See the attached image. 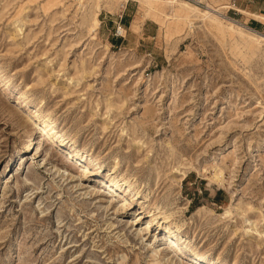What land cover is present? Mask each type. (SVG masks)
Returning <instances> with one entry per match:
<instances>
[{"label":"rangeland","instance_id":"rangeland-1","mask_svg":"<svg viewBox=\"0 0 264 264\" xmlns=\"http://www.w3.org/2000/svg\"><path fill=\"white\" fill-rule=\"evenodd\" d=\"M160 1L0 0V264H264V31Z\"/></svg>","mask_w":264,"mask_h":264},{"label":"bare ground","instance_id":"bare-ground-1","mask_svg":"<svg viewBox=\"0 0 264 264\" xmlns=\"http://www.w3.org/2000/svg\"><path fill=\"white\" fill-rule=\"evenodd\" d=\"M138 1H140L141 3H144V4L148 5V6L151 3H159V2H162L160 0H138ZM163 4L169 5L171 8H179V10L180 9H186L188 11H191L192 13L200 14V15H203V17H208V18H210L212 16V13H216V14L220 13V10L216 9L213 6V4L210 3L209 0H202V4L201 5L192 4V3H189V2H187L185 0H167V1L163 2ZM220 15H222V17H223L222 23L223 24L224 23H227V27H228L229 30H232L234 32H238V30L241 29V27H239L240 25L238 26V24L232 23L229 20V18H227L223 14H220ZM251 32H253V31H251ZM256 34H258V33H256ZM259 39L262 41L261 42L260 40H258L259 43L260 44H263L264 43V35H260L259 36ZM47 122H50V120L47 119ZM47 128H48L47 125L42 126V133L45 132L47 130ZM32 146H33V142H32V145L30 147H32ZM59 146L60 147H63V142L62 141H59ZM67 156H70V158H72V159L73 158H77V156H73L72 153H68ZM77 159L79 161V158H77ZM105 184H106V187L109 188V190H110L109 192L112 193V194L120 191L119 190L120 187H118L113 182H106ZM171 243H174V241L172 240ZM174 246L176 247V250L178 252H181V254H183L182 253V250H183L182 249V244L174 243ZM185 249L188 250V252L187 251H185V252H187V255L189 257V260L193 264H216L215 262H212V261H209V260H206V259L200 257L199 255H197L196 253H194L193 251H191L187 247H185Z\"/></svg>","mask_w":264,"mask_h":264},{"label":"crops","instance_id":"crops-1","mask_svg":"<svg viewBox=\"0 0 264 264\" xmlns=\"http://www.w3.org/2000/svg\"><path fill=\"white\" fill-rule=\"evenodd\" d=\"M220 4V7L224 10V14L230 13L234 16L235 19L241 21L245 25L232 21L241 25L244 29L253 31L254 33L262 34L260 31H264V0H217ZM227 10V12H225ZM129 15H125L121 19L124 27L128 25ZM256 30V31H255ZM146 32H149L148 29L144 28V35ZM149 35V34H147Z\"/></svg>","mask_w":264,"mask_h":264},{"label":"built area","instance_id":"built-area-1","mask_svg":"<svg viewBox=\"0 0 264 264\" xmlns=\"http://www.w3.org/2000/svg\"><path fill=\"white\" fill-rule=\"evenodd\" d=\"M189 3H192V4H197V5H201L202 4V0H185Z\"/></svg>","mask_w":264,"mask_h":264}]
</instances>
